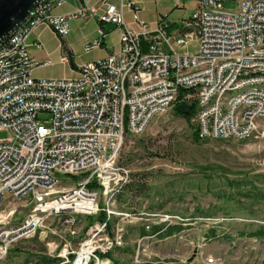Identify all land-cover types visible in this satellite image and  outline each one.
I'll return each mask as SVG.
<instances>
[{
    "label": "built area",
    "instance_id": "1",
    "mask_svg": "<svg viewBox=\"0 0 264 264\" xmlns=\"http://www.w3.org/2000/svg\"><path fill=\"white\" fill-rule=\"evenodd\" d=\"M66 1L43 0L0 44V131L11 135L0 142V211L10 197L32 201L21 225H12L15 210L0 212V263L13 244L36 238L49 220L74 237L83 217L106 211L110 218V203L131 181L118 161L126 137L143 135L181 103L195 105L200 140L264 137V0H199L176 31L165 19L151 30L139 19L140 7L126 0H82L74 12L54 15ZM233 1L239 9L225 10L223 4ZM124 9L138 29L127 24ZM79 19L100 25L87 53L102 46V26L120 30L119 51L83 65L76 78L34 79V69L45 64L31 57V36L48 26L66 37L70 22ZM142 38L150 44L147 54ZM193 42L194 54L181 53ZM34 46L41 49L39 42ZM42 113L50 115V127L40 122ZM59 175L84 177L61 189ZM109 221L87 233L80 253L71 252L75 260L63 255L60 264H110L101 258L121 247L123 237L107 233Z\"/></svg>",
    "mask_w": 264,
    "mask_h": 264
},
{
    "label": "rangeland",
    "instance_id": "2",
    "mask_svg": "<svg viewBox=\"0 0 264 264\" xmlns=\"http://www.w3.org/2000/svg\"><path fill=\"white\" fill-rule=\"evenodd\" d=\"M148 1L152 0H144ZM140 5L141 17L153 30L155 9ZM223 7L235 12L239 3L225 2ZM72 22L67 43L75 63L102 57L100 49L86 51L93 42L87 43L86 37L99 36L97 22ZM118 35L117 31L110 34L108 42L116 43ZM66 38L46 31L40 39L43 49L29 50L36 62L45 64L34 69V79L74 77L69 63L61 61L60 40ZM149 46L142 38L144 54ZM196 48L193 42L181 53L194 54ZM39 119L51 126L49 114L42 113ZM195 129L194 116L187 120L172 111L156 118L143 135L126 137L118 161L130 171L131 181L110 203V218L101 212L110 219L107 233L120 234L122 246L110 253L111 258L101 259H109L110 264H264V137L196 141ZM10 137L8 131H0V142ZM83 177L59 175L60 188L74 187ZM31 202L10 197L0 212L15 210L11 222L18 226L30 214ZM101 213L83 217L74 237L57 220H49L36 238L13 244L0 264H45L53 259L60 264L63 255L75 260L87 233L101 223L96 221ZM97 238L100 244L104 235Z\"/></svg>",
    "mask_w": 264,
    "mask_h": 264
},
{
    "label": "crops",
    "instance_id": "3",
    "mask_svg": "<svg viewBox=\"0 0 264 264\" xmlns=\"http://www.w3.org/2000/svg\"><path fill=\"white\" fill-rule=\"evenodd\" d=\"M126 1L127 2H133V3L137 4L138 6H140L141 10L139 12V19L145 23H146V21H145L146 19L144 18V16L141 17V14L144 10L140 4L144 3L145 5H149V6L151 5V7H153V9H155V11L157 13L156 18L154 19V21L151 22V23H153V29L156 27V25L159 23V21L161 19H165L171 23V30L172 31L180 30L184 26V23L190 18V16H192L191 14H194L199 8V0H177V1L176 0H152V1H148V2H144V0H126ZM82 4H83L82 0H67L63 6L56 7L53 10V14L54 15H68V14L74 12L77 8L81 7ZM165 4H166V6H165ZM173 9H177V11L172 13ZM123 13H124V17L126 19L127 24L130 27H132L133 29H138V26L134 23L133 14L127 9H124ZM180 18L181 19L183 18L182 19L183 21L182 22L181 21L176 22L177 20H180ZM71 22H70V32L67 35V38L61 39V40H64L67 51H69L70 53L73 54L74 64H75L77 69L72 71L74 73V77H72V78H76V77H78L79 70L83 65H85L87 63L95 62V61L103 59V58H106V57L110 56L111 54L119 51V48H120V30L117 28H114V27L105 26L104 29L108 33H107V36L105 37V39L103 40L102 46L100 48H98V49L103 51L102 57H99L98 59H94V60L87 62L85 64H82V65H77L75 63L74 51H73L72 47H70V44L67 43V41L70 39V34L72 32V25L74 24L73 22L72 23ZM88 22H89V20H88ZM99 27H100V25L98 24V31L97 32H99ZM46 31L53 32L52 29H50L48 26H41L34 32V34L29 39V40H31L30 43H28L29 50L33 49L34 51L39 52L43 49L42 42L40 39H41V36ZM115 31H117L119 34L118 40L116 43L110 44L108 42L107 38L110 34H112ZM97 34H99V33H97ZM59 38H62V37H59ZM98 38H99V36L97 37L96 35L90 34V36L86 37V40H87L86 42L89 43L91 41L97 40ZM35 42H39L41 44V49H37L34 46ZM60 51H64L63 48L61 47V44H60ZM63 55H66L68 57V53L66 51H64L62 56ZM33 60L36 64H38V62H36L35 58H33ZM67 63H69V61Z\"/></svg>",
    "mask_w": 264,
    "mask_h": 264
},
{
    "label": "water",
    "instance_id": "4",
    "mask_svg": "<svg viewBox=\"0 0 264 264\" xmlns=\"http://www.w3.org/2000/svg\"><path fill=\"white\" fill-rule=\"evenodd\" d=\"M43 0H0V44L25 25L33 9ZM193 107L179 104L175 112L181 116L191 114Z\"/></svg>",
    "mask_w": 264,
    "mask_h": 264
},
{
    "label": "trees",
    "instance_id": "5",
    "mask_svg": "<svg viewBox=\"0 0 264 264\" xmlns=\"http://www.w3.org/2000/svg\"><path fill=\"white\" fill-rule=\"evenodd\" d=\"M104 28V26H102ZM108 33V32H107ZM61 47L63 48L64 51H66L68 53V61H69V65L70 67L75 70L77 69L75 64H74V57H73V54L70 53L69 51H67L66 49V46H65V42L64 40H61ZM195 109V105L193 106V110ZM191 112V114L187 115V116H183L184 118H186L187 120H191L192 117L195 115V112H196V109ZM194 136H195V140L196 141H200L199 139V136H198V133H197V130L195 129L194 130ZM92 187H96V184L92 185ZM107 216L105 213H101L97 218H96V221H99V222H105ZM94 222V221H93ZM111 258L112 256L109 254L107 256V258ZM45 264H56L58 262V260L56 259H53V260H48V261H44Z\"/></svg>",
    "mask_w": 264,
    "mask_h": 264
},
{
    "label": "bare ground",
    "instance_id": "6",
    "mask_svg": "<svg viewBox=\"0 0 264 264\" xmlns=\"http://www.w3.org/2000/svg\"><path fill=\"white\" fill-rule=\"evenodd\" d=\"M87 253H89V252L83 253L81 256V260L83 261V263L86 262L88 257H89V254H87ZM82 261H81V263H82Z\"/></svg>",
    "mask_w": 264,
    "mask_h": 264
}]
</instances>
